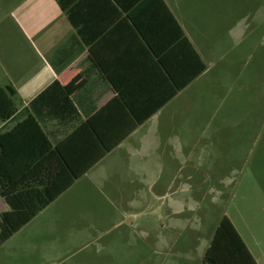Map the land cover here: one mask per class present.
<instances>
[{"label":"crops","instance_id":"1","mask_svg":"<svg viewBox=\"0 0 264 264\" xmlns=\"http://www.w3.org/2000/svg\"><path fill=\"white\" fill-rule=\"evenodd\" d=\"M238 1L259 20L261 1ZM65 3L74 21L57 0H0V87L16 107L0 122L1 180L16 206L52 200L0 246V264L35 241L51 264H207L222 219L236 227L218 204L232 179L214 138L237 102L228 51L201 50L179 0ZM12 211L0 196V216Z\"/></svg>","mask_w":264,"mask_h":264},{"label":"rangeland","instance_id":"2","mask_svg":"<svg viewBox=\"0 0 264 264\" xmlns=\"http://www.w3.org/2000/svg\"><path fill=\"white\" fill-rule=\"evenodd\" d=\"M259 1L263 4L258 6L261 18L254 23L250 17L256 13V7L253 10L238 0H179V4L187 20L186 25L205 54L218 58L225 50L229 53L227 62L231 64L225 65L229 69L225 80L238 81L232 83L235 87L231 88L237 102L232 101L227 118L232 127L230 133L218 134L214 138L216 146L222 145L216 151L215 158L225 163V174L232 181L222 184V193L225 194L218 204L224 208L249 248L264 264V19L261 16L264 15V0ZM242 26L247 34L244 31L241 41L235 44L233 32L236 27ZM218 151L221 152L217 154ZM212 186L219 189L218 184L207 185L209 188ZM216 197L219 196L216 194L213 198ZM210 199L204 201L207 211L212 206L213 199ZM132 221L138 222V218L134 217ZM41 222L42 219L36 221L29 230L38 227ZM27 232L24 231L23 235ZM142 233L140 230H131L130 235L143 239ZM125 246L118 243L112 247L116 258H121L128 250L129 246ZM46 250L40 241H35L33 246L27 248L9 246L6 249L8 257H15L14 261L18 264H51L41 260ZM54 264L64 262L60 258ZM110 264H122V260Z\"/></svg>","mask_w":264,"mask_h":264},{"label":"trees","instance_id":"3","mask_svg":"<svg viewBox=\"0 0 264 264\" xmlns=\"http://www.w3.org/2000/svg\"><path fill=\"white\" fill-rule=\"evenodd\" d=\"M57 1L74 21V13L71 9L66 8L65 0ZM14 95L15 91L13 88L0 87V122L7 121L15 114ZM10 186H12V183L7 184L2 182L0 168V196L3 195L13 208L12 212L3 213L0 216V246L27 225L37 216L38 212L52 201L47 200L42 205L33 209L16 206L14 201L9 198ZM205 261L207 264H258L240 233L228 217L222 219L212 244L207 251Z\"/></svg>","mask_w":264,"mask_h":264}]
</instances>
